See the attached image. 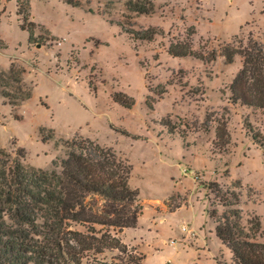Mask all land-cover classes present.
Here are the masks:
<instances>
[{
    "label": "rangeland",
    "instance_id": "rangeland-1",
    "mask_svg": "<svg viewBox=\"0 0 264 264\" xmlns=\"http://www.w3.org/2000/svg\"><path fill=\"white\" fill-rule=\"evenodd\" d=\"M79 1L30 0L29 38L16 0H0V158L21 146L25 166L49 171L67 139L111 147L139 190L137 226L120 237L142 264H233L209 212L220 216L233 192L242 224L257 217L264 242V146L249 130L264 143V109L233 102L242 59L227 61L221 47L264 39V0H150L149 14L130 11L129 0ZM149 29L152 39L137 38ZM188 33L207 60L167 52ZM114 91L133 106L114 102Z\"/></svg>",
    "mask_w": 264,
    "mask_h": 264
},
{
    "label": "trees",
    "instance_id": "trees-1",
    "mask_svg": "<svg viewBox=\"0 0 264 264\" xmlns=\"http://www.w3.org/2000/svg\"><path fill=\"white\" fill-rule=\"evenodd\" d=\"M126 6L143 14L154 11L150 0H129ZM16 7L21 28L31 38L32 28L24 26L30 0H16ZM155 33L149 29L137 38L149 40ZM190 35L170 42L167 52L207 60L193 50ZM221 53L227 61L237 54L242 59L229 85L233 102L264 109V39L248 34L237 44L223 45ZM9 70L11 75L17 71L13 63ZM89 86L95 90L90 82ZM30 97L28 92L21 99ZM112 98L126 108L134 104V98L121 91H114ZM249 130L253 141L263 147L260 133ZM64 147L65 155L55 158V168L49 171L25 166L21 146L13 156L6 153L7 158H0V264H142L144 254L120 237L124 229L137 226L142 212L139 190L130 184L132 166L111 147L87 137L67 139ZM230 195L233 200H224L227 209L220 216L215 210L209 212L216 221L215 234L231 252L233 264H264V242L257 239L260 222L254 217L247 227L242 224L241 210L236 207L238 195ZM38 211L45 217L42 225L36 223ZM73 225L83 229H70ZM114 250L121 256L111 254L107 259V253Z\"/></svg>",
    "mask_w": 264,
    "mask_h": 264
},
{
    "label": "built area",
    "instance_id": "built-area-1",
    "mask_svg": "<svg viewBox=\"0 0 264 264\" xmlns=\"http://www.w3.org/2000/svg\"><path fill=\"white\" fill-rule=\"evenodd\" d=\"M186 229V227H183V230H185Z\"/></svg>",
    "mask_w": 264,
    "mask_h": 264
}]
</instances>
